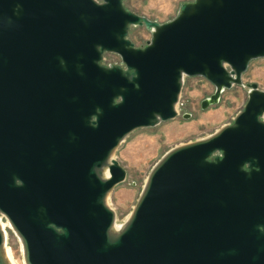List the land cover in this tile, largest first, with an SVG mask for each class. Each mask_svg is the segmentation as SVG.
<instances>
[{"label":"water","instance_id":"1","mask_svg":"<svg viewBox=\"0 0 264 264\" xmlns=\"http://www.w3.org/2000/svg\"><path fill=\"white\" fill-rule=\"evenodd\" d=\"M123 2L0 0V214L25 264H264L255 83L232 123L159 159L117 231L106 202L126 178L113 152L178 116L184 76L214 86L205 108L264 57V0L185 1L165 22ZM131 26L150 32L144 46ZM3 241L0 228V264Z\"/></svg>","mask_w":264,"mask_h":264},{"label":"rangeland","instance_id":"2","mask_svg":"<svg viewBox=\"0 0 264 264\" xmlns=\"http://www.w3.org/2000/svg\"><path fill=\"white\" fill-rule=\"evenodd\" d=\"M185 1L193 0H124L123 4L127 9L152 20L165 22L176 15L179 5ZM128 38L135 46L142 47L150 39V32L144 26H131ZM119 61L118 55L105 53L102 62L108 64ZM250 83L264 90V57L249 62L242 75L241 85L225 89L216 103L202 108V101L214 93V86L201 76H184L176 105L178 116L154 127L136 129L120 143L112 157L126 170V178L106 197L119 227L128 219L150 170L159 159L175 146L205 138L232 123L245 105ZM185 113H189L190 117L184 118ZM0 218L8 222L2 214ZM6 230V242L12 249L14 259L18 264H25L19 237L10 225Z\"/></svg>","mask_w":264,"mask_h":264},{"label":"bare ground","instance_id":"3","mask_svg":"<svg viewBox=\"0 0 264 264\" xmlns=\"http://www.w3.org/2000/svg\"><path fill=\"white\" fill-rule=\"evenodd\" d=\"M102 176L103 177L106 176V168H104L102 170ZM8 225H9V223L7 221H2L1 218H0V228L2 229L3 237H4L3 248H2V257H3V259H4L6 264H18V262L13 257L12 249L8 246V244L6 242L7 241V230H6V227ZM119 228L120 227L117 225V223H115L114 226H113V230L117 231V230H119ZM20 244H21V250H23L21 241H20Z\"/></svg>","mask_w":264,"mask_h":264},{"label":"built area","instance_id":"4","mask_svg":"<svg viewBox=\"0 0 264 264\" xmlns=\"http://www.w3.org/2000/svg\"><path fill=\"white\" fill-rule=\"evenodd\" d=\"M104 60V59H103ZM103 63V62H102ZM120 63V61L118 62ZM117 62L116 63H108V64H105V65H109V64H118ZM104 64V63H103Z\"/></svg>","mask_w":264,"mask_h":264}]
</instances>
